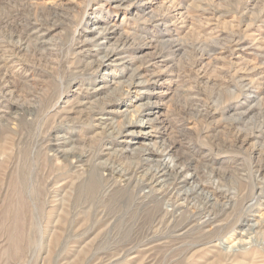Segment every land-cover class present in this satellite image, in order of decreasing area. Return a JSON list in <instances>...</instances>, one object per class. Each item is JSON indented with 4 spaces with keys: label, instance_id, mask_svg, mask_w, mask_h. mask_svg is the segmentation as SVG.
Segmentation results:
<instances>
[{
    "label": "rangeland",
    "instance_id": "obj_1",
    "mask_svg": "<svg viewBox=\"0 0 264 264\" xmlns=\"http://www.w3.org/2000/svg\"><path fill=\"white\" fill-rule=\"evenodd\" d=\"M134 4L145 9L0 0V86L13 104L0 120V264H264V0ZM95 7L120 23L108 43L128 36L135 67L159 57L134 106L155 104L157 148L175 145L169 158L195 168L181 197L149 193L142 140L113 152L123 118L105 136L96 126L105 110L88 118L75 103L107 76L93 72L99 53H79ZM56 135L70 156L54 155ZM252 218L259 228L246 232Z\"/></svg>",
    "mask_w": 264,
    "mask_h": 264
},
{
    "label": "bare ground",
    "instance_id": "obj_2",
    "mask_svg": "<svg viewBox=\"0 0 264 264\" xmlns=\"http://www.w3.org/2000/svg\"><path fill=\"white\" fill-rule=\"evenodd\" d=\"M138 1L139 0H110V2L114 3L113 7L123 5L124 9L129 12L135 10V13L138 12L139 9H145V7L137 8L134 3ZM99 11V8L95 7L94 10L89 13V19L81 31V35L84 36L85 39L80 41L83 45L89 44L90 47L81 49L79 53L86 55L89 50L99 53V57L95 62L96 66H93L95 67L93 68V72L106 67L108 71L104 73L107 76L94 86L92 90L87 88L86 94H83L81 99L77 100L75 103L84 106L86 110L85 115L88 118L97 112L105 110V113L109 116H101L97 118L98 123L96 124L105 136L113 135V133H115L114 119L116 117L123 118V124L116 133L120 139L115 142L116 144L118 143V146L122 145L123 147H120V149L116 148L113 152H116L117 150H121L123 153L132 152L136 148L131 147L132 144L142 140L143 147L141 149L140 163L137 166V169H145L144 174L148 178L147 184L150 185L149 193L153 191L152 189L154 187L160 188L161 186L167 187V190H174V192L181 197L182 195H185L180 194L183 188L187 182L195 176V168L190 164L178 162V160L169 158L173 153V148L176 147L175 145L171 144L167 148L164 147L162 149L157 148L161 141L164 140L162 137H164L165 133L159 127L161 124H164V119L161 113H158L156 110L157 107L155 104L134 106L138 99H141L145 93H149L144 92V90L146 85L154 82L153 80L157 74L151 71L159 62V57H157V59L151 58L140 66L135 67L133 65V58L130 57L131 47L128 43L129 37L123 36L120 40L108 43L114 33L120 29V23H116L111 17L101 18L99 16ZM123 76L126 78L124 81L126 89L121 90L111 99L102 102L103 104L100 107L92 105L93 101L90 100L91 97H96L103 91L109 89L115 91V89L123 83L121 80V78H124ZM4 84L5 83L0 86V120L5 119V116L7 117L8 110L11 105H13L12 103H9L6 98L9 96L10 90L7 89V85ZM119 89L120 88L117 90ZM248 92L250 91L248 90ZM129 115L134 118H129ZM150 116H154V118H151ZM64 138V136H54V140L58 142L59 140L63 141ZM69 138L70 137H68V139ZM57 144V148H52L54 155L58 153L60 157L70 156L69 154H71V152L66 153L64 149L61 148L60 142ZM152 163H155L153 166L154 168L150 166ZM145 166H148L149 168H143ZM123 174L127 175L128 173L126 172ZM170 179H172L171 182L169 181ZM165 182H169L167 186L164 185ZM257 192L260 195V200H264V187H261ZM212 199L213 198L207 199L206 203L209 205ZM248 207H252V205L249 204ZM205 212H207L206 216L210 214V210H206ZM259 220L260 219L256 218L246 219L241 225L246 226V229H244L246 232L252 231L255 228H259ZM209 221L211 222V220ZM244 234L245 232L241 235ZM225 251L230 254L241 253L238 246L231 248L230 250L226 249Z\"/></svg>",
    "mask_w": 264,
    "mask_h": 264
}]
</instances>
